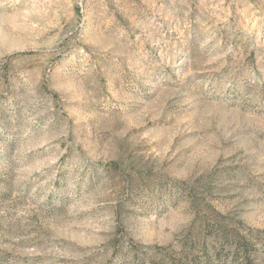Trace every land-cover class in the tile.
I'll return each mask as SVG.
<instances>
[{"label": "rangeland", "instance_id": "rangeland-1", "mask_svg": "<svg viewBox=\"0 0 264 264\" xmlns=\"http://www.w3.org/2000/svg\"><path fill=\"white\" fill-rule=\"evenodd\" d=\"M264 264V0H0V264Z\"/></svg>", "mask_w": 264, "mask_h": 264}, {"label": "trees", "instance_id": "trees-1", "mask_svg": "<svg viewBox=\"0 0 264 264\" xmlns=\"http://www.w3.org/2000/svg\"><path fill=\"white\" fill-rule=\"evenodd\" d=\"M221 234L225 241H233L236 245V255H241L242 264H256L260 256H258V250L252 248L250 241L244 237L240 230H236L229 234L226 229H220Z\"/></svg>", "mask_w": 264, "mask_h": 264}]
</instances>
